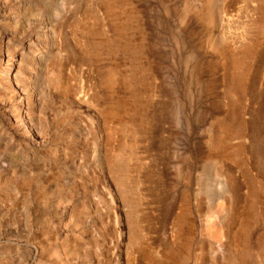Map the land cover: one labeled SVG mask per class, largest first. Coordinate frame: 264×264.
Listing matches in <instances>:
<instances>
[{"label": "rangeland", "instance_id": "374dc122", "mask_svg": "<svg viewBox=\"0 0 264 264\" xmlns=\"http://www.w3.org/2000/svg\"><path fill=\"white\" fill-rule=\"evenodd\" d=\"M0 264H264V0H0Z\"/></svg>", "mask_w": 264, "mask_h": 264}, {"label": "bare ground", "instance_id": "6f19581e", "mask_svg": "<svg viewBox=\"0 0 264 264\" xmlns=\"http://www.w3.org/2000/svg\"><path fill=\"white\" fill-rule=\"evenodd\" d=\"M221 234H222V232H220V231L218 230V232H217V235H219V236H220Z\"/></svg>", "mask_w": 264, "mask_h": 264}]
</instances>
